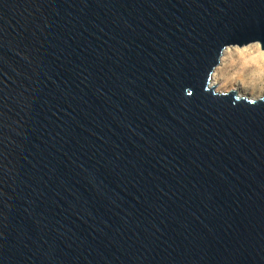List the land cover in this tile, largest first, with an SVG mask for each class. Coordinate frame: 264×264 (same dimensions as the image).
<instances>
[{"label":"water","instance_id":"1","mask_svg":"<svg viewBox=\"0 0 264 264\" xmlns=\"http://www.w3.org/2000/svg\"><path fill=\"white\" fill-rule=\"evenodd\" d=\"M264 0H0V264H264Z\"/></svg>","mask_w":264,"mask_h":264},{"label":"rangeland","instance_id":"2","mask_svg":"<svg viewBox=\"0 0 264 264\" xmlns=\"http://www.w3.org/2000/svg\"><path fill=\"white\" fill-rule=\"evenodd\" d=\"M264 56V52L260 50V47L253 48L249 52L241 55L234 56L235 60H240L241 62L247 61L248 56H253L256 54ZM239 66L237 67H222L217 72V79L219 83H223L220 86L222 92H229L232 90V86L240 88L242 96L250 98H260L264 97V72L261 70L259 76H254L252 73H243L239 71ZM257 75V74H256Z\"/></svg>","mask_w":264,"mask_h":264},{"label":"bare ground","instance_id":"3","mask_svg":"<svg viewBox=\"0 0 264 264\" xmlns=\"http://www.w3.org/2000/svg\"><path fill=\"white\" fill-rule=\"evenodd\" d=\"M258 47H259L258 44H251V45L244 46V47H237V46L226 47L222 52L219 65L215 68L212 74V79L209 85L210 88H212L213 86L217 84V86L214 88L215 92L222 93V91L220 90V86H223V83L220 84L219 80L217 79V72L222 67L227 66V67L234 68V67H237V65H240L239 66L240 72L252 73V75L254 76H259V72L261 70H263L264 72V56L263 55H260L257 53L256 55H253L250 57L248 56L249 59L245 62H241L240 60L234 59V56L245 54L249 52L250 50H252L253 48L257 49ZM230 91H235L239 97L244 98V96H242L243 93L240 92V88H237L236 86H232V90Z\"/></svg>","mask_w":264,"mask_h":264}]
</instances>
